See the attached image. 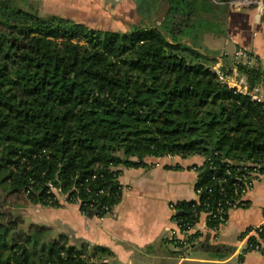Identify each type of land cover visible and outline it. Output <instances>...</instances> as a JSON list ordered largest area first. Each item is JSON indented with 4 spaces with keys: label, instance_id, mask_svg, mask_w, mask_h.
<instances>
[{
    "label": "trees",
    "instance_id": "1",
    "mask_svg": "<svg viewBox=\"0 0 264 264\" xmlns=\"http://www.w3.org/2000/svg\"><path fill=\"white\" fill-rule=\"evenodd\" d=\"M132 1L139 22L113 31L0 0V264H93L66 234L26 229L18 205L59 209L58 192L107 217L122 169L148 159H205L198 201L173 217L194 225L219 203L245 207V183L264 176V101L222 83L204 44L225 36L235 0ZM231 63L249 90L264 87L259 65ZM252 232L246 251L264 253V227L242 238Z\"/></svg>",
    "mask_w": 264,
    "mask_h": 264
},
{
    "label": "crops",
    "instance_id": "2",
    "mask_svg": "<svg viewBox=\"0 0 264 264\" xmlns=\"http://www.w3.org/2000/svg\"><path fill=\"white\" fill-rule=\"evenodd\" d=\"M204 44L216 59L213 67L230 66V86L240 79L246 83L231 63L239 50L251 53L250 64L264 72V20L254 8L236 11L230 7L225 36L206 35ZM233 45L236 50L230 58ZM223 52L228 54V66L219 58ZM257 93L264 97V87H258ZM147 162L150 168L122 169V201L112 214L90 219L75 210L47 226L63 228H54L55 235L66 234L93 264H264V253L247 252L248 235L242 238L249 229L264 227V176L244 196L247 205L232 209L217 230L209 228L203 214L192 231L194 243L185 252L169 239L176 227L171 206L198 201L197 168L205 159L165 157Z\"/></svg>",
    "mask_w": 264,
    "mask_h": 264
},
{
    "label": "rangeland",
    "instance_id": "3",
    "mask_svg": "<svg viewBox=\"0 0 264 264\" xmlns=\"http://www.w3.org/2000/svg\"><path fill=\"white\" fill-rule=\"evenodd\" d=\"M21 8L31 11L36 10L42 15L56 14L74 19L76 22L85 23L93 28L113 31H127L131 25L139 22L136 6L132 0H11ZM236 46H232L230 58ZM243 61V60H242ZM57 197L62 204L58 209L44 208L42 206L18 205L24 209L25 225L47 226L57 219L64 220L73 211L80 212L78 204H68L65 196L57 192ZM25 207V208H24ZM82 214V213H81ZM55 225V224H54ZM55 229L63 231L59 225ZM63 233V232H61Z\"/></svg>",
    "mask_w": 264,
    "mask_h": 264
},
{
    "label": "built area",
    "instance_id": "4",
    "mask_svg": "<svg viewBox=\"0 0 264 264\" xmlns=\"http://www.w3.org/2000/svg\"><path fill=\"white\" fill-rule=\"evenodd\" d=\"M229 5L233 10H236V11L247 9V8H254L258 13V17L264 20V1L263 0H235V1L230 2ZM227 55L228 54L226 52H223V54H221L219 58L223 60V57ZM235 57L237 61L243 60V62H246L248 64H250L253 59V55L251 53L247 51H243V50H239L235 52ZM223 68H224L223 65L213 67L214 71L218 75L219 80L222 83H225L229 87L237 89L238 91L244 94H249L250 96H252L254 100L264 101V97L257 93L258 88L252 91L249 90L247 84L243 82V80L241 79L238 80L236 84H233V86H230L231 84L229 83V75L223 70ZM235 70L237 72L236 68ZM255 174H256L255 176H257L256 179H254L251 182L245 183V188L242 189L243 196L247 194V192L253 187L254 183L258 181L260 177L262 176L260 172L258 171ZM227 206H230V204L227 203ZM171 208L172 210L176 211L175 206H171ZM230 211H231L230 208L227 209L221 203H219L218 206L214 210L209 209L203 214L207 216V219H210L212 221L219 223V226L214 228V230H217L221 225H223L226 222V216L229 214ZM174 223L176 227L170 232L169 239L176 246V248L183 249L186 252L189 250L190 246L194 243V234L192 233V231L194 230L196 225L190 222H183V220L181 221L174 220ZM256 229L261 231L262 227H258ZM250 234H256V233L252 232ZM249 235L245 238H249ZM254 251L260 252L261 249L259 247H256Z\"/></svg>",
    "mask_w": 264,
    "mask_h": 264
}]
</instances>
